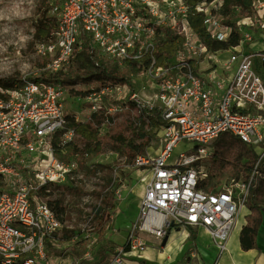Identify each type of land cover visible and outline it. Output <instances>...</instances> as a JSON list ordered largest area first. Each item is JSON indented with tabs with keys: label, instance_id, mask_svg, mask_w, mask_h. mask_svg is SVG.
I'll use <instances>...</instances> for the list:
<instances>
[{
	"label": "built area",
	"instance_id": "2783aa9c",
	"mask_svg": "<svg viewBox=\"0 0 264 264\" xmlns=\"http://www.w3.org/2000/svg\"><path fill=\"white\" fill-rule=\"evenodd\" d=\"M251 1L258 15L264 0ZM186 8L184 0H49L55 24L50 38L37 48L48 56L46 67L55 71L66 66L82 41L124 65L142 64L157 25L182 39L167 64L155 67L151 61L144 71L156 91L142 107L159 109L165 123L158 128V151L141 152L132 160L134 167L147 171L125 242L130 253L146 248L143 235L162 239L174 224L203 227L216 245L224 247L240 210L248 204L254 169L246 180L215 187L207 182L204 161L213 152L214 141L226 132L264 156V47H251L257 34L264 38V18L249 16L236 22L240 26L252 21L246 30L239 27L238 44L220 60L217 55L224 51L206 49L186 21ZM196 9L204 13L210 35L225 40L229 29L207 5L199 3ZM108 88L84 98H100ZM1 92L0 264H121V249L106 252L104 263L92 261L91 242L85 243L80 256H71L66 249L55 251L63 222L44 196L77 169L75 133L66 128L63 86L23 78L18 87ZM99 108L91 105L92 110ZM180 143L190 146L173 154Z\"/></svg>",
	"mask_w": 264,
	"mask_h": 264
},
{
	"label": "rangeland",
	"instance_id": "374dc122",
	"mask_svg": "<svg viewBox=\"0 0 264 264\" xmlns=\"http://www.w3.org/2000/svg\"><path fill=\"white\" fill-rule=\"evenodd\" d=\"M218 2L219 0H213L207 5V9L215 7ZM39 6H41L40 0H0V77L30 80L41 77L40 65H47L48 56L40 54L37 50L38 44L43 42L36 35L40 19ZM250 17L251 20L259 19V15L252 14ZM251 20L243 21L238 27L246 30L252 22ZM238 21L240 19L236 22ZM83 43L89 42L82 41L81 47ZM93 50V57L103 56L102 51L97 47L94 46ZM228 50L219 53L217 58L226 59L229 56ZM119 66L123 75L127 77L129 85L109 87L100 98L94 99V96H91L90 100L84 98L89 93L101 88L98 83L62 84L60 81L53 82L61 84L65 90L66 114L73 115L77 120L83 121L95 110L91 109V105H98L108 111H116L115 122L131 128L136 136L141 132V126L134 124L133 121L140 115L138 109L152 101L156 87L154 81L144 71L136 74L130 71L126 65ZM62 70L66 72L67 67H63ZM70 90L85 91L87 94L86 96L72 95ZM133 95L135 98H132ZM136 98L137 100H135ZM131 101L135 103V106H130ZM149 135L148 144L143 145L142 152L155 153L160 145L158 128H153ZM136 142L139 145L143 143L140 139ZM74 144L75 142H73L72 148ZM189 146L190 144L180 143L174 149L173 154H177ZM74 154H76L77 162L76 173L72 178L52 185L50 192L44 196L48 202L61 199L65 206L63 225L57 236L55 251L62 252L66 249L71 256H80L85 243L91 242L92 261L104 263L106 261L104 259L105 251L113 254L115 249L122 247L114 242V239H122V231L114 223L118 217L123 216L124 213H119V211L124 206L127 207L125 215L127 220H129L128 218L132 219V216L135 215V206L137 207L139 203L137 193L139 187L144 184L142 179L145 177L147 168L134 167L132 159L118 155L109 147H105L101 153L92 156L75 152ZM243 161L241 159L237 175L229 169H219L210 176V159L205 160L207 182L215 187H221L232 181H243L250 178L252 174L248 177L245 176L241 164ZM255 182L257 180L252 176L253 185ZM245 211L246 209L243 207L235 229L242 223ZM63 235H71V239L76 241L64 240ZM143 238L148 243L147 250L143 253L126 254V256L140 258L142 255L141 261L145 264H167V255L172 256L177 252L178 245L171 246L166 251L160 245L161 241L154 236L143 235Z\"/></svg>",
	"mask_w": 264,
	"mask_h": 264
},
{
	"label": "trees",
	"instance_id": "16d2710c",
	"mask_svg": "<svg viewBox=\"0 0 264 264\" xmlns=\"http://www.w3.org/2000/svg\"><path fill=\"white\" fill-rule=\"evenodd\" d=\"M212 1L184 0L187 7L186 21L208 51H225L238 44L241 34L236 21L254 13L252 1L219 0L215 7L209 9L213 15L218 17L220 23L229 29L228 36L221 41L210 35L203 24L204 13L196 9L199 3L208 5ZM40 5V19L36 35L43 41H47L54 28L55 17L49 12V0H40ZM181 42L180 36L163 25H157L154 27L152 49L149 54L144 56L142 64L130 61L124 65L136 74L145 71L151 61L155 67L164 66L180 48ZM93 53L92 43H83L82 47L79 50L75 49L73 56L69 58L66 64V72L62 69L52 71L46 67V64H42L40 65L41 77L32 80L60 81L62 84L95 82L98 83L99 87L129 85L127 77L123 75L116 61L105 56L93 57ZM21 82L22 79L15 77H0V89L3 91L13 89L18 87ZM1 90L0 97L3 96ZM70 92L72 95L86 96L87 94L85 91L70 90ZM130 106H135V103L131 101ZM138 110L140 115L133 122L141 126V132L136 136L131 128L115 122L116 111H108L101 107L92 111L83 121L77 120L73 115L66 114V128L72 129L75 133L73 151L92 156L101 153L105 147H109L118 155L133 160L137 154L142 152L143 145L148 144L149 132L165 123L161 111L157 108L141 107ZM138 139L143 141L141 145L136 142ZM209 159L210 176L219 169H229L237 175L241 159L244 160L241 164L246 177L252 174L254 169L253 177L257 182H255L249 196V213L245 215L246 222L239 231V245L242 250L257 249V231L264 218V157H260L258 152L247 147L238 137L226 132L214 141V150ZM49 204L63 222L65 206L62 200L55 199L49 201ZM190 237L195 238L193 231H190ZM62 238L67 240L71 238V235H63ZM121 251H129L128 243L122 246Z\"/></svg>",
	"mask_w": 264,
	"mask_h": 264
},
{
	"label": "crops",
	"instance_id": "0c3cea01",
	"mask_svg": "<svg viewBox=\"0 0 264 264\" xmlns=\"http://www.w3.org/2000/svg\"><path fill=\"white\" fill-rule=\"evenodd\" d=\"M253 14H255V12ZM258 15L261 16V18H264V9L259 10ZM257 35V42L252 44L251 47L263 48L264 38L260 36L262 35L261 33ZM143 192L144 184L139 187L137 193L139 203ZM139 203L137 207L135 206V215L132 216V219L128 218L129 220H127L125 216L127 207L124 206L120 209L119 213L121 212L124 214L122 217H116L117 219L114 224L120 231H122V239H114L116 244L121 246L125 244L131 225L136 218ZM244 208L246 211L243 213L242 223H240L236 229L234 228V225L228 239L224 243V247L222 248L212 241L209 233L203 227H191L183 224H174V226H170L171 228L169 227L167 229V233L165 235L166 241L164 244H162L163 238H157L161 241L160 245L163 246L166 251H168L171 246L176 247V245H178L176 253L172 256H169V254L167 255V264H264V218L262 219L257 231L256 242L258 244V248H251L248 250H242L240 248L239 231L242 225L246 222L245 215L249 213L248 204L247 206H244ZM239 215L240 214L237 216L236 222L238 221ZM190 231L194 232V239L190 237ZM147 244L148 243L146 241V246ZM146 250L147 248H145L141 253ZM105 252L111 253L109 251ZM122 254L124 256V260L121 264H145L141 261V259H143L142 255L140 258H136L126 256V254H131L130 252H122Z\"/></svg>",
	"mask_w": 264,
	"mask_h": 264
},
{
	"label": "water",
	"instance_id": "95a60500",
	"mask_svg": "<svg viewBox=\"0 0 264 264\" xmlns=\"http://www.w3.org/2000/svg\"><path fill=\"white\" fill-rule=\"evenodd\" d=\"M166 241V237L163 238L162 244H164Z\"/></svg>",
	"mask_w": 264,
	"mask_h": 264
},
{
	"label": "bare ground",
	"instance_id": "6f19581e",
	"mask_svg": "<svg viewBox=\"0 0 264 264\" xmlns=\"http://www.w3.org/2000/svg\"><path fill=\"white\" fill-rule=\"evenodd\" d=\"M145 179H146V177H145ZM145 179H143V181H144Z\"/></svg>",
	"mask_w": 264,
	"mask_h": 264
}]
</instances>
